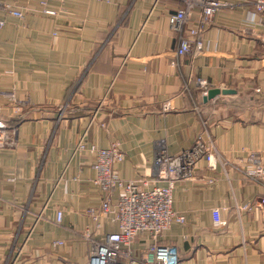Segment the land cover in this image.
Returning a JSON list of instances; mask_svg holds the SVG:
<instances>
[{
	"label": "crops",
	"instance_id": "crops-1",
	"mask_svg": "<svg viewBox=\"0 0 264 264\" xmlns=\"http://www.w3.org/2000/svg\"><path fill=\"white\" fill-rule=\"evenodd\" d=\"M0 1L23 13L0 8V108L17 132L16 147L0 148V264L88 263L81 233L94 231L88 211L102 194L95 155L74 152L82 136L87 147L119 142L116 175L148 181L158 148L176 156L201 136L221 160L176 184L185 222L159 244L183 264H264V179L245 176L264 164V23L246 0L214 16L202 54L179 60L168 29L177 0ZM196 78L235 94L205 103Z\"/></svg>",
	"mask_w": 264,
	"mask_h": 264
},
{
	"label": "built area",
	"instance_id": "built-area-1",
	"mask_svg": "<svg viewBox=\"0 0 264 264\" xmlns=\"http://www.w3.org/2000/svg\"><path fill=\"white\" fill-rule=\"evenodd\" d=\"M179 7L168 18V29L173 32L177 47L173 53L176 60L190 56L196 58L206 49L204 31L212 23L214 16L223 10H231L239 5L233 0H177ZM252 7L253 14L262 16L264 23V0H246ZM7 14L22 19L23 13L10 4H1ZM5 24L0 20V28ZM175 65V61L172 62ZM200 88L202 97L207 96L209 83L203 78L194 80ZM16 104L14 93L8 96ZM164 113L170 111V103L162 104ZM17 132L9 127L2 118L0 108V148L15 147ZM84 136L74 152L89 151L95 155V178L93 183L102 194L98 208H91L94 231L85 228L81 237L89 245L87 264H183L173 246L160 245L162 234L172 223L183 224V215L172 209L175 186L182 181L192 179L196 166L204 161L214 169L218 152L211 144L198 136L191 148L183 150L176 156L169 155L165 149L158 148L153 161L154 175L151 180H122L114 170L115 164L124 160L120 143L111 142L107 148L94 145L86 146ZM252 180L264 179V164H255L253 169L245 172ZM264 208V198L259 204ZM248 205L243 209H247ZM213 226L222 225L219 210H211ZM61 212H57V223L61 221ZM102 218H108L117 227V231L103 233ZM102 231V232H101ZM100 234V235H99ZM138 239H142L136 246Z\"/></svg>",
	"mask_w": 264,
	"mask_h": 264
},
{
	"label": "water",
	"instance_id": "water-1",
	"mask_svg": "<svg viewBox=\"0 0 264 264\" xmlns=\"http://www.w3.org/2000/svg\"><path fill=\"white\" fill-rule=\"evenodd\" d=\"M235 94V91L233 90H219V89H210L208 91V94L205 98H203V102H207L208 100H211L213 98H215L218 95H233Z\"/></svg>",
	"mask_w": 264,
	"mask_h": 264
},
{
	"label": "rangeland",
	"instance_id": "rangeland-1",
	"mask_svg": "<svg viewBox=\"0 0 264 264\" xmlns=\"http://www.w3.org/2000/svg\"><path fill=\"white\" fill-rule=\"evenodd\" d=\"M210 90V89H209ZM208 90V91H209ZM207 94H208V92H207ZM203 98H205V97H203ZM161 112L163 113V111H162V108H161ZM10 127V126H9ZM12 128V127H11ZM14 129V128H13ZM16 145H17V136H16V141H15V147H16ZM4 148H9V147H4ZM11 148H14V147H11Z\"/></svg>",
	"mask_w": 264,
	"mask_h": 264
}]
</instances>
